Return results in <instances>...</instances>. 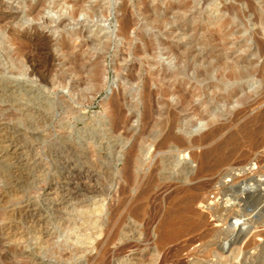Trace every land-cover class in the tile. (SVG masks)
<instances>
[{"label":"rangeland","instance_id":"rangeland-1","mask_svg":"<svg viewBox=\"0 0 264 264\" xmlns=\"http://www.w3.org/2000/svg\"><path fill=\"white\" fill-rule=\"evenodd\" d=\"M49 1L0 0V264H126L116 257L138 240L149 263L168 233L157 264L252 262L264 245V82L222 84L214 67L197 68L206 74L180 87L196 95L193 108L165 142L170 123L158 124L170 119L175 86L149 63H170L160 47L142 52L196 36L218 65L246 58L264 71L262 0H80L98 9L91 15ZM235 86L229 101L202 105ZM115 210L124 241L101 260L96 231Z\"/></svg>","mask_w":264,"mask_h":264},{"label":"bare ground","instance_id":"bare-ground-1","mask_svg":"<svg viewBox=\"0 0 264 264\" xmlns=\"http://www.w3.org/2000/svg\"><path fill=\"white\" fill-rule=\"evenodd\" d=\"M69 2H72L73 6L76 7L74 14L75 13H84V14L91 15V14L98 12V9L96 7L87 8L83 5V3L80 0H62V1L60 0L59 4H57L54 0H52V1H49V5L54 4L55 8H57V7L62 6V5L64 6V4L69 3ZM261 4H262V6H264V0L261 1ZM49 9L54 10V8H51V6ZM262 14H263V18H262L263 19V25H264V12ZM226 23H227L226 21H218L215 24L213 22H211L210 24H211V26H219L220 28H223ZM129 26H130V24L126 23L125 28L121 29V33L119 35H122V36L127 35ZM212 29H214V27ZM193 30L195 31L196 35H198V36L203 35V27L200 26L199 23H198V25H195L193 27ZM263 31H264V27H263ZM195 37L196 36H193V37L191 36L189 41L183 42L181 44L179 42H174L171 44L170 42H161V41H158V43L156 44L153 40V42L147 43L146 47L144 48V50L142 52L143 54H145L146 52L158 49L160 47V49L162 51H165L164 55L167 56V60H169V63H170L169 66L162 64L160 61H154V62L151 61L149 63L150 67H154V69H150L152 77H154L155 79H161V80L168 79V81H171V83L169 85L175 86V89L171 90L168 93L169 96H172V98L174 99V102H175L174 109H172V111H170V112L168 111L169 112L168 118L170 117V119H165L161 123L158 124V126L163 127V126H165V123H167V121L170 123L169 127H168V131H167L166 135L164 136L165 142L178 140L179 136L176 134L175 129L177 127L181 126L180 113L185 111L188 108H193L196 95H194L190 92L188 93L186 91H182V90H180V87L183 84H185V85L189 84L188 81H190V80L194 79V80L198 81L197 79H199V76H203L206 74V73H203L200 71H199L200 73L197 72L198 71V70L196 71L197 68L201 67L202 65H206V64H208L205 67L207 69H210V68L213 69V67H214V69L217 72H219V75L217 76V80L219 81V83H222V84L224 82H227V81H234V82H237L240 80L242 81V80H245V78L252 77L253 75L259 76L261 78V81L264 82L263 68H258L255 65V62L253 60H248L246 58H243V60H240V59L229 60L228 58H226V60H227L226 63H224L223 65H218V62L212 58L213 56H211L212 49L205 48L206 44L203 42V40H201L202 37L199 39H196ZM179 39H181V38H179ZM0 45H1V43H0ZM162 45H163V47H162ZM258 46H259V50H260L261 55L262 54L264 55V41H260L258 43ZM129 50L131 51V48ZM29 58H30V56H29ZM183 63H185V64H183ZM0 64H2L1 60H0ZM31 67H32V73L33 74H38V75L40 74L39 68H41V67H39L38 65H35L34 63H31ZM170 67H171V69H170ZM21 68L26 69L27 67L24 63H22ZM190 69H194L192 71V75H190ZM236 70H238V73H235V72H237ZM26 72H27V70H26ZM39 76H41V75H39ZM98 76L99 75H98V72L96 70V72L91 75V79L96 82L98 80ZM206 78H207V76H206ZM51 82L53 83V85L60 83L59 80H55V81L53 80ZM216 86L219 88V90H222L220 85H216ZM238 88H239V86H235V87H232L231 90L228 89L229 91L227 94L218 93L217 91L213 90V92L210 93V97H211L210 100H205L202 103V105L203 106L206 105V107H207L206 110H207L212 103L211 100H214L216 97H217V99H220V102L229 101L231 98H234L236 96V92H237ZM225 90H227V88ZM237 102H239V101H237ZM177 104H178V106H176ZM115 109H119V113H120L119 117H118V119L115 120V124L119 125L123 120L122 119V113H123L122 104H120L119 101L111 104L110 113H112ZM168 109H169V107H168ZM261 116L264 118V113H262ZM234 120H235V118H233L231 121H234ZM191 133H193V132H191ZM214 135H216V134H214ZM138 151L142 152V148H140ZM118 157H119V159H118V161H119L122 157V154L119 153ZM130 162H132L133 166H137V165L141 164L143 161L141 160V158L138 154H134L131 156ZM135 170H137V169H135ZM78 187L76 186V188H78ZM256 190H257V188H256ZM246 192H247V190L244 192H241L239 194V196L243 197L244 196L243 194ZM253 193L254 192H252L251 194H253ZM145 194H146V191H143L140 195H145ZM247 195H248V193H247ZM247 195H245L243 198H245ZM248 196H250V195H248ZM245 199L248 200L249 198L247 197ZM244 200L242 198L239 199V201H244ZM226 202H227L226 207H228V204L232 203V198H227ZM228 208H224V211L229 210ZM119 214H120L119 210H115L111 214V216L109 217V220L102 223L103 226L96 231V234L98 235V237L104 236L103 240L101 241V252H100V259L101 260H105V258L107 257L108 252H109L108 246L110 244H112L116 240H119L120 242L124 241V234L120 230L123 223H122V219H120ZM109 222H111V223H109ZM106 227H108L109 229L104 230L103 228H106ZM222 233H223V229H218V230H216V232L213 235L219 236ZM225 234L227 235V233H225ZM168 235H170V234L168 233L166 235H163V237L159 240V243H156L155 247L150 249V256L153 258L151 261H149V263L144 262V257L146 256V252H145V248L141 247L139 240L136 242V244L125 243V245L128 246L127 254L124 256L119 254L118 257H116V258L118 259L119 262H125L126 264H157V262L160 258V254H161L160 245L162 247H164V245L169 242L168 238H170V237ZM240 237L241 236L239 233L237 235V239ZM234 242L235 243L237 242L236 239L231 241L230 243H228V245H230ZM260 246H262L261 250L259 252L260 254H258V256L254 259L251 258L252 262L247 263L248 261L245 259L244 261H239L235 264H264V245L260 244ZM224 248L225 247H221V249H224ZM221 256L223 257L224 255L221 253ZM113 257L114 256H112V258Z\"/></svg>","mask_w":264,"mask_h":264}]
</instances>
